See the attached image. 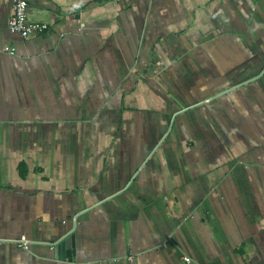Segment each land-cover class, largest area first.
Returning a JSON list of instances; mask_svg holds the SVG:
<instances>
[{"label":"crops","instance_id":"obj_1","mask_svg":"<svg viewBox=\"0 0 264 264\" xmlns=\"http://www.w3.org/2000/svg\"><path fill=\"white\" fill-rule=\"evenodd\" d=\"M12 1L0 264H264V0Z\"/></svg>","mask_w":264,"mask_h":264},{"label":"built area","instance_id":"obj_2","mask_svg":"<svg viewBox=\"0 0 264 264\" xmlns=\"http://www.w3.org/2000/svg\"><path fill=\"white\" fill-rule=\"evenodd\" d=\"M27 0H13L12 1V16L8 21V30L11 34L18 35L23 38H27L34 34H42L47 30L46 24L30 23L27 20ZM11 54L14 52L11 50ZM16 244L23 248L28 249L30 241L24 236L15 241ZM186 262H189L188 257L183 258Z\"/></svg>","mask_w":264,"mask_h":264},{"label":"water","instance_id":"obj_3","mask_svg":"<svg viewBox=\"0 0 264 264\" xmlns=\"http://www.w3.org/2000/svg\"><path fill=\"white\" fill-rule=\"evenodd\" d=\"M72 231L62 237L60 240L52 244L53 250L58 258H67L71 260L73 258V241Z\"/></svg>","mask_w":264,"mask_h":264}]
</instances>
